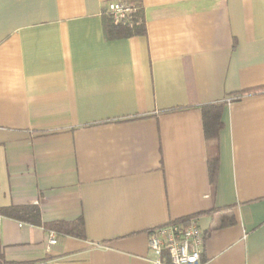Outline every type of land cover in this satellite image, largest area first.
Instances as JSON below:
<instances>
[{
  "label": "crops",
  "instance_id": "crops-1",
  "mask_svg": "<svg viewBox=\"0 0 264 264\" xmlns=\"http://www.w3.org/2000/svg\"><path fill=\"white\" fill-rule=\"evenodd\" d=\"M109 1L0 0V264H150L188 216L203 264H264V0H131L120 38Z\"/></svg>",
  "mask_w": 264,
  "mask_h": 264
},
{
  "label": "built area",
  "instance_id": "built-area-1",
  "mask_svg": "<svg viewBox=\"0 0 264 264\" xmlns=\"http://www.w3.org/2000/svg\"><path fill=\"white\" fill-rule=\"evenodd\" d=\"M104 10L114 25L131 28L138 6L131 0H111ZM231 100L228 98L227 102ZM56 238V232L49 230L47 248L56 243ZM203 244L204 233L194 217L167 222L148 231L147 247L153 256L147 261L150 264H203L200 259Z\"/></svg>",
  "mask_w": 264,
  "mask_h": 264
},
{
  "label": "trees",
  "instance_id": "trees-1",
  "mask_svg": "<svg viewBox=\"0 0 264 264\" xmlns=\"http://www.w3.org/2000/svg\"><path fill=\"white\" fill-rule=\"evenodd\" d=\"M104 29L106 33V37L109 38H120V37H128L132 35H141L144 33V25L141 20L140 12L137 11L134 17V24L131 28L116 26L112 23L110 17L105 14L104 17ZM224 102H216L205 104L201 108L202 119H203V129L208 147V171H209V179L214 188V183L216 179V171H217V160H218V134L219 130L222 127L221 122V111L223 108ZM29 210H33V207ZM191 218V216L183 217L177 219L176 221H186ZM232 223V220L229 221V224ZM225 223H223L224 225ZM70 231H73L72 226H70Z\"/></svg>",
  "mask_w": 264,
  "mask_h": 264
}]
</instances>
